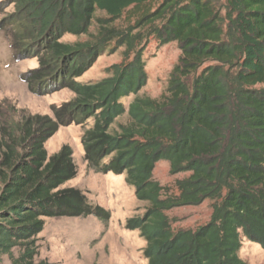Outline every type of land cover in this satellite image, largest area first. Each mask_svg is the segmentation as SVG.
Instances as JSON below:
<instances>
[{
	"label": "trees",
	"instance_id": "1",
	"mask_svg": "<svg viewBox=\"0 0 264 264\" xmlns=\"http://www.w3.org/2000/svg\"><path fill=\"white\" fill-rule=\"evenodd\" d=\"M10 2L13 12L0 29L12 58L37 60L20 79L36 96L67 88L73 97L51 104V115L0 101V255L10 264H53L35 260L45 218L109 219L80 189L61 187L76 174L71 147L47 155L44 142L72 123L87 125V164L124 174L145 202L124 228L144 240L147 264H246L243 239L264 249V0ZM65 34L87 39L65 42ZM149 37L180 49L158 97L138 93L147 80L142 54ZM120 47L121 60L105 77L78 80ZM130 95L125 106L121 99ZM123 114L126 123L111 129ZM162 159L171 175L188 173L175 180V194L152 177ZM205 200L212 201L206 223L172 227L166 211Z\"/></svg>",
	"mask_w": 264,
	"mask_h": 264
},
{
	"label": "rangeland",
	"instance_id": "2",
	"mask_svg": "<svg viewBox=\"0 0 264 264\" xmlns=\"http://www.w3.org/2000/svg\"><path fill=\"white\" fill-rule=\"evenodd\" d=\"M223 3L224 0H219ZM10 0H0V22L13 12ZM97 16H104L97 11ZM90 31L95 32L93 23ZM86 35L79 37L65 34L62 41L73 42L85 40ZM122 47L113 53H105L97 58L92 67L86 71L80 81L95 82L105 77V68L121 60ZM180 55L176 42L159 44L149 37L145 43L142 59L145 63L146 84L138 92L140 95L158 97L167 84L169 73ZM37 66L36 58L14 61L11 55L9 41L3 29H0V101L7 98L17 108L25 109L31 114H50L51 104H60L73 97V93L63 88L53 93L36 96L30 93L26 84L20 79V74ZM132 95L121 99L127 104ZM18 116V115H17ZM127 115L118 117L111 129H116L118 123H126ZM91 123V121H90ZM88 123V124H90ZM87 125L70 124L61 126L44 142L47 155L57 152L67 144L72 149V158L77 170L75 176L63 183L61 187L80 189L93 205H99L110 213L104 221L95 216L50 217L45 218L43 230L36 236L38 254L35 260L45 259L53 264H147L141 250L144 240L137 231L130 232L124 228V222L134 214H141L145 202L134 196L133 188L124 181V174H103L87 164L81 144V135ZM188 173H169L166 160H159L152 173L154 180L166 186V193H177L175 180L187 176ZM212 201L205 200L199 205H189L166 211L174 229H194L209 220L212 211ZM137 232V233H135ZM18 255V249H13ZM240 258L246 264H263L264 249L258 244L243 239L239 251ZM0 264H10L7 255H0Z\"/></svg>",
	"mask_w": 264,
	"mask_h": 264
},
{
	"label": "crops",
	"instance_id": "3",
	"mask_svg": "<svg viewBox=\"0 0 264 264\" xmlns=\"http://www.w3.org/2000/svg\"><path fill=\"white\" fill-rule=\"evenodd\" d=\"M78 80L80 81V78H78ZM109 174H113V173H109ZM122 176V175H121ZM123 177V176H122ZM69 181V180H68ZM67 182V181H66ZM65 182V183H66ZM130 232H134V231H130ZM135 233H137V232H135Z\"/></svg>",
	"mask_w": 264,
	"mask_h": 264
}]
</instances>
